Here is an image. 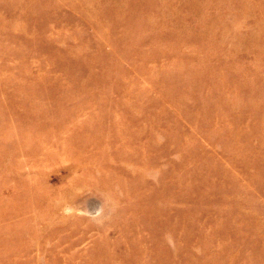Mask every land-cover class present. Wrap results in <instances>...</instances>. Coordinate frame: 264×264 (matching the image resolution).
<instances>
[{"label": "rangeland", "instance_id": "obj_1", "mask_svg": "<svg viewBox=\"0 0 264 264\" xmlns=\"http://www.w3.org/2000/svg\"><path fill=\"white\" fill-rule=\"evenodd\" d=\"M0 264H264V0H0Z\"/></svg>", "mask_w": 264, "mask_h": 264}]
</instances>
